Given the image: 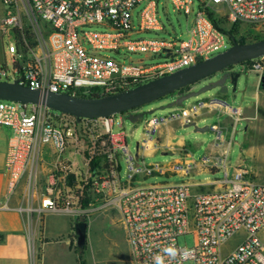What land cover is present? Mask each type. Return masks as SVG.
<instances>
[{
	"label": "built area",
	"instance_id": "obj_1",
	"mask_svg": "<svg viewBox=\"0 0 264 264\" xmlns=\"http://www.w3.org/2000/svg\"><path fill=\"white\" fill-rule=\"evenodd\" d=\"M167 1L187 18L194 12L195 0ZM198 1L189 39L166 40L159 35L139 36L165 31L158 0H3L0 36L7 39L11 64L0 63V82L17 80L41 94L72 96L133 90L212 58L227 50L228 43L237 42L239 34L231 36L217 28L210 11L218 17L225 10L229 25L264 39V0ZM23 16L30 28L25 27ZM121 51L156 61L125 62L102 55H121ZM246 64H241L242 71ZM129 114L78 121L42 104L0 100V127L12 131L5 164L7 193L0 209H9L11 197L23 186L27 205L18 210L35 216L42 229L48 213H86L79 205L87 199L90 207L119 212L131 264H264V183L242 169L231 174L225 161H220L215 167L224 178L213 181L220 188L194 190L198 184L190 179L192 164L185 163L187 156L164 166L147 163L139 150L132 154L125 133L114 131L123 127ZM165 119L147 123V140L155 138L156 124ZM83 136L94 148L98 143L103 146V150L83 152L88 167L85 178L76 167L80 150H69ZM48 156H52L51 170L45 174ZM93 161L98 163L95 170ZM177 175L186 179L145 183L150 177ZM38 199L40 204L35 206ZM239 233H244L242 241L224 252ZM38 234L42 236V230ZM183 236L194 237V244H181ZM169 248L172 253L166 251ZM31 253L37 259L35 242Z\"/></svg>",
	"mask_w": 264,
	"mask_h": 264
},
{
	"label": "crops",
	"instance_id": "obj_2",
	"mask_svg": "<svg viewBox=\"0 0 264 264\" xmlns=\"http://www.w3.org/2000/svg\"><path fill=\"white\" fill-rule=\"evenodd\" d=\"M189 91L197 90L192 86ZM228 95L216 89L207 100L168 108L170 109L168 112L146 120L136 150L140 151L145 160L159 152L178 155L177 159L169 163H150L164 166L179 162L187 156L185 163L192 164L190 179L198 184L194 190L207 191L220 188V186H214V180L211 179L194 180L196 175L218 172L215 165L220 161H225L230 171L232 168L233 171L245 170L251 179L257 183H264V87L259 82L258 91L245 108L239 106L235 109L230 106L227 103ZM217 114L218 117L226 115L228 121H218L208 126V131L214 133L213 137H203L201 134L207 131L196 132L191 126L196 124L198 127L199 125L206 127L207 122L213 121ZM163 117L167 119L156 124L155 138L151 141L147 140L145 130L147 123L155 118ZM242 124L245 125L243 130H241ZM11 135L10 129L0 127V204L5 201L7 193L8 174L5 164ZM191 150H206V152L200 160H197L191 155ZM231 150H241L233 167L228 162ZM47 163L48 168L45 169V174L51 170L49 166L52 163V156H48ZM177 176L181 177V175ZM45 179L47 178L43 180ZM44 186L45 184L42 185ZM22 188L23 186L11 197L9 209H0V264H64V259L67 264H78L71 244L68 241H61L65 236L72 234L70 218L66 221L69 229L61 228L56 215L62 214L48 213L44 216V226L40 229L35 216L32 217L18 210L27 205ZM39 204L38 199L34 205L39 206ZM40 230H42V236L38 234ZM263 235L264 230L261 237ZM33 242L39 249L37 259H34L31 253Z\"/></svg>",
	"mask_w": 264,
	"mask_h": 264
},
{
	"label": "rangeland",
	"instance_id": "obj_3",
	"mask_svg": "<svg viewBox=\"0 0 264 264\" xmlns=\"http://www.w3.org/2000/svg\"><path fill=\"white\" fill-rule=\"evenodd\" d=\"M159 1V18L163 25H165V31L160 32L158 34L155 33H143L140 34V37L151 38L159 35L161 38L166 40H187L190 37V29L193 24V20L195 19V15L199 10V1L195 0V7L194 12L190 15L189 18L184 14V12H177L174 10L173 5L167 0H158ZM144 4H142L138 10L142 9ZM226 11L222 10V16L218 15V18H223ZM4 15L3 9V0H0V18ZM22 21L25 27L30 28L29 20L23 16ZM223 29L229 30L232 26L225 21L222 24ZM95 28V27H94ZM245 38L248 43H252L256 37L254 35H250L244 32H239V38ZM232 44L228 43V48H230ZM121 55H118L115 52H103L102 55L111 56L117 58L121 61L128 62L131 60H141L144 59L148 63L155 62V59H149L146 57L145 54H131L125 51L120 52ZM10 66L11 60L9 55L7 54V39H2L0 36V63L6 62ZM159 61V59H158ZM233 73L235 75H239L236 87L233 86L229 82L228 87V98L227 103L232 106L233 108L237 109L239 106L245 108L247 105L253 100V95L258 91V84L262 85L261 78L264 77V58L263 59H256L253 61H248L246 64V69L242 71V65L235 66ZM221 74H217L213 78L203 80L195 85V89L198 91L201 88L208 86L210 83H214L215 81L219 80ZM11 80V79H10ZM191 86V87H192ZM190 87V89H191ZM262 87H264L262 85ZM235 88V89H234ZM189 89V90H190ZM187 92V91H186ZM213 91H207L201 94L198 97L191 98L185 102L186 105L194 104L197 101L207 100L211 97V93ZM176 99L175 95L164 97L160 100H157L151 104L145 105L144 107L137 109L133 112V114H137V112H149L154 109H158L162 106L170 104L172 101ZM170 109H166L163 111H157L152 115H147L143 120H140L136 123H132L128 120V117H124V125L122 128L116 127L115 133L120 131L125 133V137L127 140V144L129 150L132 154L136 155L137 153V143L139 141L140 135L143 131L145 126V121L152 119L155 115H160L168 112ZM218 121H228V117L226 115H222L218 117V114L215 116L214 120H209L206 126H211ZM200 127H204L199 125ZM230 127V126H229ZM245 127L242 124L241 130ZM231 129V128H230ZM203 137H213L214 133L211 131H207L206 133L201 134ZM69 150H80L82 155L77 156V171L79 175L85 178V175L88 171V167L85 164L84 154L85 150H103V146L98 143L96 148L93 147V144L90 142L89 138L86 136L80 137L77 142H72ZM206 150H191V155L200 160ZM241 150H231V154L229 155L228 162L233 167L238 156L240 155ZM178 158L177 154L172 153H163L159 152L155 154L153 157H149L146 159L147 163H169L174 161ZM123 173H125V165L122 163ZM231 174L233 173V168L231 169ZM224 178L222 172H215V173H203L200 175H196L194 180H214V179H221ZM183 178L179 176H154L147 178L145 180L146 184H152L157 182H165L168 181L170 183H180L182 182ZM43 181V180H42ZM43 185V184H42ZM40 186V190H43L44 187ZM22 187V186H21ZM24 190V187L21 191ZM81 209L85 210L86 213L76 216H69V215H56L57 219L60 221V227L69 229L66 221L70 218V228H71V236L64 237L61 241L69 242L72 246L73 251L76 254V258L78 264H131V257H130V249L129 245L126 241V236L122 227L121 223V216L119 212L114 208H107V209H99L97 205L90 207H82L79 205ZM77 208H79L77 206ZM61 214V213H59ZM86 222L88 224L87 228V240L86 245L83 248H80L77 245V237L75 234L74 224L76 222ZM65 223V224H64ZM244 233L237 234L234 238H232L224 247V252H229L233 248H235L243 239ZM264 241V235L262 237ZM180 243L187 246H192L194 244V237L192 236H183L180 238ZM64 264H67V261L64 259Z\"/></svg>",
	"mask_w": 264,
	"mask_h": 264
},
{
	"label": "water",
	"instance_id": "obj_4",
	"mask_svg": "<svg viewBox=\"0 0 264 264\" xmlns=\"http://www.w3.org/2000/svg\"><path fill=\"white\" fill-rule=\"evenodd\" d=\"M260 58H264V39L245 44L234 42L230 48L212 58L119 94L100 97H81L52 92L41 94L35 89L19 84L16 80L14 82H0V100L42 104L54 111L72 115L78 121L83 118L99 119L130 113L127 116L128 120L136 123L158 110L184 106L187 100L198 97L207 91L219 89L221 93H228L229 82L236 87L239 75L225 71L230 67ZM217 74L222 76L214 83H210L198 91L180 93V90ZM261 82L264 86V77L261 78ZM172 95H175L176 99L167 106L158 110L133 114L134 111L145 105ZM191 126L195 128L196 132H206L209 129L208 126L198 127L196 124ZM74 228L77 245L83 248L86 245L88 224L79 221L74 224Z\"/></svg>",
	"mask_w": 264,
	"mask_h": 264
},
{
	"label": "trees",
	"instance_id": "obj_5",
	"mask_svg": "<svg viewBox=\"0 0 264 264\" xmlns=\"http://www.w3.org/2000/svg\"><path fill=\"white\" fill-rule=\"evenodd\" d=\"M209 17L211 18V20L213 21L214 25L219 28L221 31H223L224 33L226 34H229L231 36H234V35H237L239 34L240 30H239V27L238 26H232L229 30H225L223 29L222 27V24L225 23L226 21V18L223 17V18H218L213 12H209ZM28 39L31 40V37H32V34H28ZM263 38L261 37H256V39L253 41H258V40H261ZM237 43H240V44H245V43H248L247 40H245V38H239L238 40H236ZM190 87H186L182 90H180V93H184L186 91H189ZM78 96H81V97H100L99 94H96V93H91V94H85V93H79ZM98 163L96 161H93L91 163V169L92 170H95V168L97 167ZM89 205V201L87 199H83V201L81 202V206L82 207H88Z\"/></svg>",
	"mask_w": 264,
	"mask_h": 264
},
{
	"label": "flooded vegetation",
	"instance_id": "obj_6",
	"mask_svg": "<svg viewBox=\"0 0 264 264\" xmlns=\"http://www.w3.org/2000/svg\"><path fill=\"white\" fill-rule=\"evenodd\" d=\"M234 68H235V67H230V68H228L225 72H233ZM225 72H224V73H225ZM213 77H214V76H213ZM213 77H211V78H213ZM209 79H210V78H209Z\"/></svg>",
	"mask_w": 264,
	"mask_h": 264
},
{
	"label": "clouds",
	"instance_id": "obj_7",
	"mask_svg": "<svg viewBox=\"0 0 264 264\" xmlns=\"http://www.w3.org/2000/svg\"><path fill=\"white\" fill-rule=\"evenodd\" d=\"M166 251L169 252V253H172L173 252V249L169 248ZM158 264H159V262H158Z\"/></svg>",
	"mask_w": 264,
	"mask_h": 264
}]
</instances>
